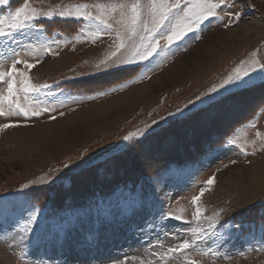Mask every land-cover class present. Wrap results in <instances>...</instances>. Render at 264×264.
Wrapping results in <instances>:
<instances>
[{"label": "rangeland", "instance_id": "1", "mask_svg": "<svg viewBox=\"0 0 264 264\" xmlns=\"http://www.w3.org/2000/svg\"><path fill=\"white\" fill-rule=\"evenodd\" d=\"M135 2L0 5V19L25 4L37 13L22 31L0 37V72L22 61L18 89L25 75L48 86L29 100L18 91L40 115L0 116V125H16L0 127V264H264V0H227L202 22L193 15L199 0H179L191 11H173L159 28L152 5L176 0H139L142 23L133 35ZM79 5L111 27L59 15ZM189 20L191 30L169 43L173 28ZM7 95L5 81L0 96ZM0 107L7 111L8 101ZM210 107L214 127L196 133L226 137L184 165L170 164L179 150L152 136ZM196 138H187L190 153ZM137 172L144 178L134 187L91 196L110 176ZM185 241L190 247L181 250Z\"/></svg>", "mask_w": 264, "mask_h": 264}, {"label": "snow or ice", "instance_id": "2", "mask_svg": "<svg viewBox=\"0 0 264 264\" xmlns=\"http://www.w3.org/2000/svg\"><path fill=\"white\" fill-rule=\"evenodd\" d=\"M9 3V0H0V5H7ZM94 7L98 9H103L105 7H111L112 11H115L117 8L124 9L126 6L123 4L120 5H111V6H102V5H94ZM198 9L196 13H193V15L196 16L197 22H202L203 20L208 19L209 17H216L217 16V9L221 7H227V0H199V2L194 5ZM88 5H79L76 6L75 12H61L59 15L61 16H71L75 19H83V20H97L99 23H102L105 25V27H111L110 24H108L107 20L102 18V16H92L90 12L82 11V9H87ZM152 8L159 9L160 11L151 14L153 23L156 25L157 28L163 25L164 21H166L169 18V15L177 10L181 9L179 0H176L174 3H160V4H153ZM182 11H185L181 9ZM191 11V9H187L185 11V15L187 16L188 13ZM130 12L131 16L129 18L130 24L132 25V34H136V25L142 23V10L141 5L139 3V0H136L135 3H132L130 5ZM49 18H51V13L47 14ZM158 16V19L156 18ZM37 18V13L35 9H30L27 4H25L22 8L17 9L14 14H10L8 18L0 19V37H12L13 33L16 31H22L23 28L29 26V22ZM239 18V14H237V19ZM5 19H7L8 25L7 28L9 30H6L3 26L5 23ZM183 19V18H182ZM191 21L187 24H184L183 26H175L173 30L170 32V34L166 37L169 43H171L174 39H179L184 34V28H188L191 30ZM123 43L119 45V47H123ZM158 47V44L155 46ZM119 50V48L117 49ZM116 53H113L112 55L115 56ZM139 53H134V55H137ZM152 55V51H148L146 55H142L141 59H146L147 56ZM111 59V57L109 58ZM22 61H16L13 63L11 68L7 72H0V83H4L7 81V93L8 95L6 97L0 96V104L3 103V101L6 99L8 101V110L5 111L2 107H0V116H9V115H17V116H24V117H30V116H38L40 115V112L38 110H34L31 105H24L20 102V97L18 95V91L24 92V100L31 99L30 93H38L40 91V87H48L47 85L43 86H36L33 85L30 81V78L25 75V78L23 81H21V86L18 89L17 82L15 79V75L18 73V69L16 67L17 64L21 63ZM134 61L132 59H128L125 61H121L122 64H131ZM23 63L26 64V67L28 69H31L35 67L34 64L28 63L27 61H23ZM39 63V61H37ZM101 64H104L106 67L107 61H101ZM112 66H117L115 62H113ZM20 75H24L23 73H19ZM247 75V73H245ZM239 79V77H237ZM47 111V109H44ZM16 126L14 124H4L0 125L2 128H8ZM127 139V138H126ZM214 182L213 178H210L206 183L212 184ZM200 195H203V191H201ZM200 199L199 196L193 197V203L198 201ZM197 218L199 217V208H197L196 213ZM179 219V217H176ZM29 223H31V220H29ZM199 238V237H197ZM190 247V244L188 241H185L181 246L180 249H187Z\"/></svg>", "mask_w": 264, "mask_h": 264}, {"label": "trees", "instance_id": "3", "mask_svg": "<svg viewBox=\"0 0 264 264\" xmlns=\"http://www.w3.org/2000/svg\"><path fill=\"white\" fill-rule=\"evenodd\" d=\"M230 97L233 98V96H230ZM230 97L227 96L224 99L220 100L218 103H216L214 105V107H219V106L229 102L231 100ZM212 113H215V110L211 109V107L208 109H205L203 111H199L195 114L188 116L185 119H182L181 121L172 122L165 129L158 131V134L152 136L154 141L158 137L157 141L159 142V140H160L161 141L160 143L164 142V145L166 147H170V148L173 147L174 150H177V149L179 150L176 153H174V154H177L178 158L173 163L170 162V160H171L170 159L169 160L170 164H174L177 166L184 165V163L187 160L186 158L190 157L191 155L192 156L193 155L194 156L195 155H201L203 152L204 153L208 152L209 150H211V148L215 147V144H214L215 142L220 143L222 141V139L224 137H226L225 133L222 134L220 132V130H215V132L212 131V132H210L209 135H207L206 133L205 134H202V133L197 134L196 133L197 131L199 132L200 129L201 130L204 129L206 131L207 129L209 130V129L214 127L213 120L208 118V117H210V115L212 116ZM246 113L247 112H244L242 114L243 118L246 117V115H245ZM204 114H207L206 118H205ZM211 118H214V117L212 116ZM206 119L208 121H206ZM214 121H215V119H214ZM214 134H217L218 136H221V137L217 140H214V137H218V136H214ZM194 136H197V138L195 139L196 143L191 145L192 152L190 153L188 146L186 147L185 143H186L188 137H190V139L193 140ZM164 145H162V146H164ZM199 145H200V147H199ZM165 152H168V151H165ZM187 155H190V156H187ZM169 156L173 157L172 155H169ZM161 162L162 163H160V165H162L164 162H166V159H162ZM167 162H166V164H167ZM141 178H144L142 176L141 172H137V174L133 173V175H126V176L124 174H122V175H120V177L110 176V184L109 185L103 186V187H100L98 185H93L91 187V192H92L91 196H94L95 193L102 194V193L108 192V191L111 192L116 187L119 188L120 185H123L124 187H126L127 185H132V186L137 185L139 183L138 180H141ZM110 186H111V188H109ZM74 195L77 197V198H75V197L72 198V199H77L76 200L77 202L75 205L83 204V201L85 200V198L78 196L76 194H74ZM80 195H82V194H80ZM57 204L58 205H53V206L56 207L57 210H61L63 208V205H61V203H57ZM253 208H255V207H253Z\"/></svg>", "mask_w": 264, "mask_h": 264}, {"label": "bare ground", "instance_id": "4", "mask_svg": "<svg viewBox=\"0 0 264 264\" xmlns=\"http://www.w3.org/2000/svg\"><path fill=\"white\" fill-rule=\"evenodd\" d=\"M121 100V99H120ZM30 136V135H29ZM35 136V135H34ZM44 136V135H43ZM41 138V137H40ZM35 139V138H34ZM37 139V138H36ZM41 139H43V138H41ZM40 140V139H39ZM44 140H46V139H44ZM41 142V141H40ZM45 143H46V141H45ZM41 144V143H40ZM43 146V145H42Z\"/></svg>", "mask_w": 264, "mask_h": 264}]
</instances>
